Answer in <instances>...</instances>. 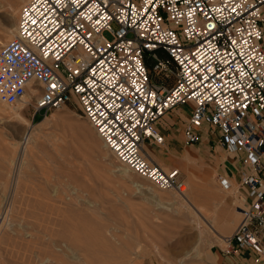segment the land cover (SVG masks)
Masks as SVG:
<instances>
[{"label": "built area", "instance_id": "built-area-1", "mask_svg": "<svg viewBox=\"0 0 264 264\" xmlns=\"http://www.w3.org/2000/svg\"><path fill=\"white\" fill-rule=\"evenodd\" d=\"M263 5L24 0L14 37L0 46V102L15 105L34 90L32 116L41 118L76 105L118 163L152 187L177 194L185 190L178 169L164 170L142 145H161L156 123L188 104L185 141L214 133L215 144L240 167V218L219 250L233 255L246 249L264 258ZM216 179L229 185L221 174Z\"/></svg>", "mask_w": 264, "mask_h": 264}, {"label": "rangeland", "instance_id": "rangeland-1", "mask_svg": "<svg viewBox=\"0 0 264 264\" xmlns=\"http://www.w3.org/2000/svg\"><path fill=\"white\" fill-rule=\"evenodd\" d=\"M22 2L0 0V38L6 27L15 34ZM30 105L0 102V264H211L217 230L242 201L212 178L210 162L193 155L190 173L183 160L173 166L190 195L181 203L118 163L76 105L46 119Z\"/></svg>", "mask_w": 264, "mask_h": 264}, {"label": "crops", "instance_id": "crops-1", "mask_svg": "<svg viewBox=\"0 0 264 264\" xmlns=\"http://www.w3.org/2000/svg\"><path fill=\"white\" fill-rule=\"evenodd\" d=\"M261 27L264 31V20L261 22ZM161 56L163 57L164 55L162 54ZM189 109L190 106L188 104L177 106L168 110L160 118L156 123V127L163 137V143L158 146L144 143L143 151L145 155L157 164L170 167L181 166V160H183L187 169L191 171L197 169L195 159L192 157L194 155L202 159L204 163L210 162L214 168L212 178L214 175L216 177V175L221 174L229 182V188L223 189L225 191L233 189L235 193L238 188L239 164L236 161H232L231 155L215 144L214 133H211L208 138L202 135L197 143H188L183 138V128L189 115ZM207 139L210 141L208 142ZM206 179L210 180L211 178L209 176ZM219 247V245H216L215 250L213 252L210 251L212 256L211 264H264V258L257 257L249 250L243 249L237 254L225 255L220 252Z\"/></svg>", "mask_w": 264, "mask_h": 264}, {"label": "bare ground", "instance_id": "bare-ground-1", "mask_svg": "<svg viewBox=\"0 0 264 264\" xmlns=\"http://www.w3.org/2000/svg\"><path fill=\"white\" fill-rule=\"evenodd\" d=\"M14 33H13V31L11 30V28L10 27H6L5 29H4V31H3V34H2V40L0 41V45H2V44H4L5 42H7V41H9L10 39H12L13 37H14ZM0 38V39H1ZM35 92L36 91H34V90H29V94L28 95H26L25 97H28L30 100L31 99H36V97L34 96V94H35ZM33 94V95H32ZM23 105H30V101H25V102H20V106L18 107V108H16V110L17 111H19L20 110V108H21V106H23ZM8 106V105H7ZM9 107H11V108H14V106H9ZM15 109V108H14ZM6 110V109H5ZM16 115H17V113H16ZM46 117L47 116H45L43 119H46ZM92 127V126H91ZM34 130L32 129V130H30L27 134H31L32 132H33ZM27 140V139H26ZM26 140H25V142H26ZM27 147V146H26ZM142 147H144V144L142 145ZM23 151V150H22ZM23 154V153H22ZM144 154H145V152H144ZM193 157V156H192ZM194 158V157H193ZM191 166V165H190ZM161 167V166H160ZM193 167V166H192ZM188 171H189V173H190V170L189 169H187ZM192 175V174H191ZM224 189H228L229 188V185L227 186V187H223ZM170 191V190H169ZM172 191V190H171ZM187 191H188V188H187V185L185 184V190L183 191V193L182 194H177L178 196H180L179 197V201L181 202V203H187V204H190V195H188V194H186L187 193ZM174 192V191H173ZM235 195H236V197H237V200H240V201H242L244 198V190H243V188L242 187H239L238 186V188L235 190V193H234ZM237 215H239V212L238 211H236L235 210V214H233V215H231L232 217H231V221H230V226H229V229H227V230H217V233H218V239H220L221 240V238H222V236H224V234L225 233H227V232H229L230 230H231V228H232V226L236 223V221L238 220V217H237ZM79 216H81V215H79ZM240 217V216H239ZM70 218V217H69ZM84 218V217H83ZM82 218V219H83ZM76 219H78V218H76ZM86 219V218H85ZM80 221V222H79ZM81 221H83V223L85 222V221H87V220H79L78 219V222L79 223H82ZM88 224V223H87ZM90 224V223H89ZM78 226H81V225H78ZM83 226H84V224H83ZM86 226H88V225H86ZM82 227V226H81ZM85 227V226H84ZM82 229H83V227H82ZM86 229H88V231H82L81 229V231H82V233L84 232V234L83 235H85V233H87V234H89L90 235V231H91V229H90V225H89V227H87ZM77 230V229H76ZM216 233V232H215ZM87 234L85 235V236H87ZM84 236V237H85ZM87 238V237H86Z\"/></svg>", "mask_w": 264, "mask_h": 264}]
</instances>
